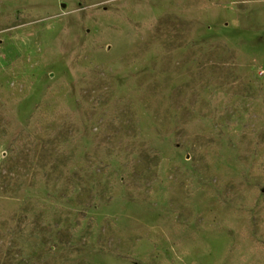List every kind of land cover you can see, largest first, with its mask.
Instances as JSON below:
<instances>
[{"label": "rangeland", "instance_id": "374dc122", "mask_svg": "<svg viewBox=\"0 0 264 264\" xmlns=\"http://www.w3.org/2000/svg\"><path fill=\"white\" fill-rule=\"evenodd\" d=\"M0 264H264V0H0Z\"/></svg>", "mask_w": 264, "mask_h": 264}]
</instances>
